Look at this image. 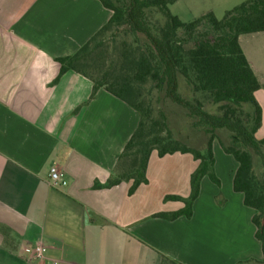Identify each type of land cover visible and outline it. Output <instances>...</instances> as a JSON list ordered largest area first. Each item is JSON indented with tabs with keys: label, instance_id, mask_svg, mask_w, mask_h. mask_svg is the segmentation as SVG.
Here are the masks:
<instances>
[{
	"label": "crops",
	"instance_id": "crops-1",
	"mask_svg": "<svg viewBox=\"0 0 264 264\" xmlns=\"http://www.w3.org/2000/svg\"><path fill=\"white\" fill-rule=\"evenodd\" d=\"M211 0L200 15L212 12ZM98 0H0V264H235L262 258L254 210L232 188L237 163L214 150L216 186L205 176L192 216L154 217L183 208L198 162L189 154L149 157L147 184L104 185L139 114L56 59L74 54L110 19ZM199 15V16H200ZM261 88L264 127V32L239 36ZM57 166L64 188L48 183ZM220 195V196H218ZM35 245L44 258L32 255Z\"/></svg>",
	"mask_w": 264,
	"mask_h": 264
},
{
	"label": "trees",
	"instance_id": "trees-1",
	"mask_svg": "<svg viewBox=\"0 0 264 264\" xmlns=\"http://www.w3.org/2000/svg\"><path fill=\"white\" fill-rule=\"evenodd\" d=\"M112 15L74 54L59 57L57 83L68 71L89 79L91 101L104 89L138 112V125L104 185L131 182L128 194L147 184L153 151L159 157L189 154L198 162L190 175L183 208L154 217L173 221L192 216V205L207 176L215 174L213 144L237 163L232 188L254 210L252 223L262 258L235 264H264V137L257 139L262 110L255 99L261 85L239 36L264 32V0H245L221 19L207 12L183 22L169 7L178 0H98ZM220 196V195H218ZM160 264H181L162 256Z\"/></svg>",
	"mask_w": 264,
	"mask_h": 264
},
{
	"label": "rangeland",
	"instance_id": "rangeland-1",
	"mask_svg": "<svg viewBox=\"0 0 264 264\" xmlns=\"http://www.w3.org/2000/svg\"><path fill=\"white\" fill-rule=\"evenodd\" d=\"M245 0H211L212 7L215 9L214 16L217 19H221L225 11L232 9L236 5ZM206 7V0H178L174 4L170 5L169 9L172 14L178 16L183 22H189L200 15V11ZM259 137H264V127L258 134ZM213 149L220 151V147L215 141ZM221 152V151H220Z\"/></svg>",
	"mask_w": 264,
	"mask_h": 264
},
{
	"label": "built area",
	"instance_id": "built-area-1",
	"mask_svg": "<svg viewBox=\"0 0 264 264\" xmlns=\"http://www.w3.org/2000/svg\"><path fill=\"white\" fill-rule=\"evenodd\" d=\"M48 183L53 188H64L68 184L64 173L57 166H52L49 169ZM31 253L34 258L42 259L46 254V248L43 246L35 245ZM48 263L54 264L52 261H49Z\"/></svg>",
	"mask_w": 264,
	"mask_h": 264
}]
</instances>
